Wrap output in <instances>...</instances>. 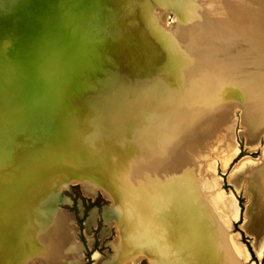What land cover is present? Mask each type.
<instances>
[{
	"label": "rangeland",
	"instance_id": "1",
	"mask_svg": "<svg viewBox=\"0 0 264 264\" xmlns=\"http://www.w3.org/2000/svg\"><path fill=\"white\" fill-rule=\"evenodd\" d=\"M198 1L207 12L208 2ZM223 4L225 17L205 15L199 23L188 18L179 24L162 9L158 18L149 16L150 37L133 39L119 53L96 34L73 39L33 62L16 87L0 83V264H32L29 252L40 253L35 264H55L53 245L63 252L57 222L62 216L78 248L74 264H123L154 247L157 264H193L212 254L209 236L189 237L187 229L180 255L172 252L169 243L175 240H168L164 229L165 218L175 214L202 215L222 260L235 264L214 231L218 213L204 201L203 158L210 142L225 157L237 147L225 174L220 162L215 166L221 192L236 206L226 235L235 246L233 235L239 237L246 264H264V250L254 251L255 239L246 229L249 195L255 193L231 181L244 159L263 157L264 138L253 152L246 137L264 131V0ZM190 28L203 32L187 33V41H214L206 44L211 62L195 60L194 51L182 44ZM68 179L80 185H69ZM260 180L264 188V172ZM83 184L91 192L104 189L114 204L101 193L85 196ZM42 203H50L48 213L39 208ZM57 258L59 264L72 261Z\"/></svg>",
	"mask_w": 264,
	"mask_h": 264
},
{
	"label": "water",
	"instance_id": "2",
	"mask_svg": "<svg viewBox=\"0 0 264 264\" xmlns=\"http://www.w3.org/2000/svg\"><path fill=\"white\" fill-rule=\"evenodd\" d=\"M198 2L0 0V83L12 82L16 87V81L30 74L33 62L41 63L53 49L73 39L84 40L90 33L102 36L105 44L119 53L132 45L133 39L150 37L149 16L158 18L162 9H167L174 11L182 24L197 17L194 10L202 13ZM49 206L42 203L39 208H47L48 213Z\"/></svg>",
	"mask_w": 264,
	"mask_h": 264
},
{
	"label": "bare ground",
	"instance_id": "3",
	"mask_svg": "<svg viewBox=\"0 0 264 264\" xmlns=\"http://www.w3.org/2000/svg\"><path fill=\"white\" fill-rule=\"evenodd\" d=\"M206 1L209 4L208 5L207 12H205V13H199L200 12L199 10H194L193 11L197 15V18L194 19L195 20L194 23L196 21H199V18L202 19V20H204V21H206L208 18L213 19V20H219L221 17H225L226 16V12L224 13V10H223V7H224L223 2L225 0H206ZM170 12L173 14V16L176 17V14H175L174 11H171L170 10ZM200 14H202V15H200ZM199 15L201 17H199ZM205 15L207 16V19H206ZM176 19H177V17H176ZM206 23L207 22H204V24L207 26L208 24H206ZM165 28L169 29L167 26H165ZM207 30L208 29H206V31ZM192 31H194L195 34H199V32H203L200 28H198V29H194V28L187 29L186 33L182 37V44L186 45V47L189 50L194 51L195 60H201L202 62H204V61L205 62L206 61H210L211 62V60L207 58L208 48L206 47V44H214V41L213 40H210L208 38L202 39L204 42L203 41H196V40L195 41H189V40L187 41L186 34L189 33V32H192ZM210 36L213 37V35H210ZM173 55H174V51H173ZM108 59H110V58H108ZM176 59H177V56H176ZM177 61H179V60H177ZM126 64H129V63H126ZM139 72H141V71H139ZM124 81H125V78H124ZM130 82H131V80H130ZM24 90H26V89H24ZM118 90L120 91V89H118ZM12 92L14 93V91H12ZM26 92H27V90H26ZM47 92H48V90H47ZM114 95H115V93H114ZM105 97H107V96H105ZM110 98L113 101L112 96ZM34 100H35V98H34ZM125 100H127V99H125ZM24 101H26V100L24 99ZM99 101H100V98H99ZM116 101H118V100H116ZM27 102H26V104H27ZM123 103H126V102H123ZM98 107H101V106H98ZM98 111H99V109H98ZM22 115H23V113H22ZM91 117L92 116H90V118ZM79 122H81V121H79ZM81 123L87 124V123H84L83 120H82ZM68 126L69 125H67V127ZM83 127L81 126L82 129H83ZM86 129H88V128L86 127ZM244 130H246V128ZM246 138H247V146H248V148L250 149V151H253L254 152L255 149L258 146H260L261 139L264 138V131L258 130L251 137H249V138L246 137ZM229 142H230V140H229ZM224 147L225 148H228V149L231 148V146L227 142L224 143ZM261 149H262V152H263V157L260 160H257V161H248V160H250V158L249 159H244L241 162L240 165H237L235 167V171H234L233 175H231V179H232L231 181H233L238 187H241V185H244V187L246 189V193L249 190L252 191L253 193H255L254 194L255 196H253L252 194L249 195L250 200L252 202V207L250 209L251 212H248L249 211V208H248V210H247V212L245 214V217L247 218L248 223H249L248 224L249 226H247V228H246L247 229V232L249 233L250 236L254 237V239H255V242H253V244H254L253 245V248H254V251L258 255H261L262 252H263V250H264V241L262 240V238L264 236V200H263V197H264V188L262 186V181L260 180L261 173L264 172V148H263V146H262ZM236 153H237V147H235V149H233V152L231 153V155L229 157H225L221 152H219L218 150H216V148L213 147V145L211 144V142L208 143L207 148H206V154H205L206 156H204V158H203V160L205 162V165H206L205 171H206V174L208 175V179H206L204 181V184H203L204 190H205V195H206V199L204 201L208 205L207 208L210 207L209 206V204H210V205H212V206L215 207V212L218 213V215H217L218 221L217 222H214V223H216V225L214 224L213 226H215V228H216V229H214V231L216 233L218 232V234L220 236L219 239H221L225 243L226 254L232 259L233 262H235V264H246L247 253H246L244 247L241 246V243L239 241V237L237 235H233V238L235 239L236 244H237V246H235L234 244H232L230 242V240L228 239V237L226 235L227 234L226 228L228 229L227 225H228V223H230V219L232 217H235V214H236V206H235V203L232 200V198H230L228 196H225L221 192V190H220V180L216 177V174H215V166H216V164L218 162L221 163L222 170H223V174H225L227 172L226 169L228 167L227 165H228L229 161L231 160L232 157L235 156ZM201 158H202V156H201ZM199 160H200V156H199ZM185 176H183V177H185ZM256 179H258V180H256ZM78 181L79 180H72V181H70V179H68L67 180V184H69V185H77L78 184L77 183ZM72 182H73V184H72ZM185 182H187V181H185ZM67 184H65V185L67 186ZM249 184H251V185L249 186ZM78 185H80V184H78ZM82 191H83L84 195L87 196V197H94L96 195V193H98V194L101 193L102 195H104V197L106 199L111 200L112 203L114 204L113 197L109 193H107L104 189H102V188L95 187L94 188V191L91 192V191L87 190L86 187L83 184L82 185ZM113 196L115 197L114 194H113ZM51 198H53V197H51ZM55 200H56V197H55ZM115 201H116V197H115ZM253 207H255V208H253ZM209 209H208V211H210ZM203 218H202V215L196 216L195 218H192V217H189V216H187V217L186 216H182L181 214H179L178 216L175 214L174 217L168 216V218H165L166 219V221H165V227L166 228L164 229V231L167 230V232L165 233V235L167 236V239L168 240H170V238H172V237L175 240L173 242V244L169 243L170 247H173V251L172 252H177L180 255V252L181 251L178 252L177 250H179L178 247L181 246L182 241H184L188 236L189 237H192L195 232H199V233L202 232V234H204V236H209V238H208V241H209V250H208V252H211L212 254H207V256H205L206 254H204V253L206 251L203 252L204 255H201L200 258H198L197 262H194L193 264H227L226 261H223L222 260L223 259L222 252H221V250H219L218 246L217 247L215 246L213 235H212V233H211V231H210V229L208 227L209 224ZM224 219H226L227 222ZM145 221L146 220H144V224H145ZM57 222L60 225V227L63 228L62 231H61V234H62L63 252L61 251L62 254L59 255L58 254V246L56 244H54L53 246L55 247L56 250H55L54 253L51 254V259H53V261H54L55 264H59V260H58L57 257L64 256L67 259L72 260L70 262H71V264H74V261H76L75 260V257L79 254L78 253V250H77L78 248H77V246H75V243L76 242L74 243V241H73L74 239H72V236L69 234L68 230L64 229L66 227L65 226L66 225V221L63 218V216L61 218H58L57 219ZM226 223H227V225H225ZM110 224H112V226H115L116 225V222H110ZM144 226H146V225H144ZM152 226H154V224L153 225L151 224V227ZM186 229H187L186 234L188 233V236L187 235H182V233H184V230H186ZM146 231H148V230H146ZM228 231L230 232L231 230L228 229ZM224 235L226 236V239H224ZM151 246H153V245H151ZM117 247H119V246H117ZM154 248L157 249L156 247H154ZM155 249H153V250H155ZM153 250L148 249L146 252H149V254H147L146 252H144V253H140V254H137L135 256L129 257L128 259L125 260L126 261V264H140L142 261H145V260L148 261V264H157V262L154 259L158 256V254H156V256H155V253H154ZM38 253L29 252V254H28L29 257L26 258V260L27 259L28 260H31L32 259V261H34L32 264H35L36 262H40V260H38V258L34 257V255L37 256V255L40 254V253L39 254ZM117 253H118V251H116V255H117ZM119 253H122V252L120 251ZM240 253L242 254V257L239 256ZM57 255H59V256H57ZM116 255H115V257H116ZM204 256H205V258L203 259ZM116 262H117V260H116ZM78 263H79V261H77V264ZM117 263H119V262H117ZM41 264H45V263H42L41 262ZM120 264H121V262H120Z\"/></svg>",
	"mask_w": 264,
	"mask_h": 264
},
{
	"label": "crops",
	"instance_id": "4",
	"mask_svg": "<svg viewBox=\"0 0 264 264\" xmlns=\"http://www.w3.org/2000/svg\"><path fill=\"white\" fill-rule=\"evenodd\" d=\"M22 242H23V240H22ZM123 264H126V261Z\"/></svg>",
	"mask_w": 264,
	"mask_h": 264
}]
</instances>
